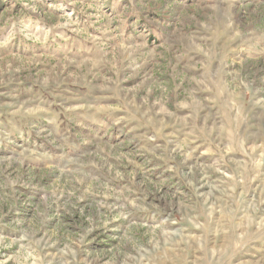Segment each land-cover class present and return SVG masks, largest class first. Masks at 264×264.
Wrapping results in <instances>:
<instances>
[{"label":"rangeland","instance_id":"374dc122","mask_svg":"<svg viewBox=\"0 0 264 264\" xmlns=\"http://www.w3.org/2000/svg\"><path fill=\"white\" fill-rule=\"evenodd\" d=\"M0 264H264V0H0Z\"/></svg>","mask_w":264,"mask_h":264}]
</instances>
